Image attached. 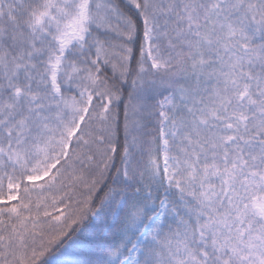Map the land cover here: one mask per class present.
Masks as SVG:
<instances>
[{
	"label": "snow or ice",
	"instance_id": "obj_1",
	"mask_svg": "<svg viewBox=\"0 0 264 264\" xmlns=\"http://www.w3.org/2000/svg\"><path fill=\"white\" fill-rule=\"evenodd\" d=\"M0 264H264V0H0Z\"/></svg>",
	"mask_w": 264,
	"mask_h": 264
}]
</instances>
